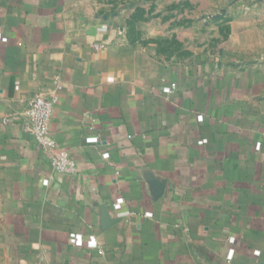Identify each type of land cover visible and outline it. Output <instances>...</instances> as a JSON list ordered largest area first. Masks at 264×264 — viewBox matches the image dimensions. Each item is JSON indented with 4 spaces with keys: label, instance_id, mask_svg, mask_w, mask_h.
<instances>
[{
    "label": "crops",
    "instance_id": "obj_1",
    "mask_svg": "<svg viewBox=\"0 0 264 264\" xmlns=\"http://www.w3.org/2000/svg\"><path fill=\"white\" fill-rule=\"evenodd\" d=\"M157 1L0 0V264H264V51L174 52ZM57 78L72 175L24 129Z\"/></svg>",
    "mask_w": 264,
    "mask_h": 264
},
{
    "label": "rangeland",
    "instance_id": "obj_2",
    "mask_svg": "<svg viewBox=\"0 0 264 264\" xmlns=\"http://www.w3.org/2000/svg\"><path fill=\"white\" fill-rule=\"evenodd\" d=\"M153 5L157 14L144 20L157 23L158 40L174 44V52L193 59L231 48L242 54L264 51L263 0H159Z\"/></svg>",
    "mask_w": 264,
    "mask_h": 264
},
{
    "label": "built area",
    "instance_id": "obj_3",
    "mask_svg": "<svg viewBox=\"0 0 264 264\" xmlns=\"http://www.w3.org/2000/svg\"><path fill=\"white\" fill-rule=\"evenodd\" d=\"M97 48L101 45L97 44ZM56 92L47 96L38 94L34 96L28 104L26 110V120L24 129L30 132L36 139L38 145L46 151L51 159V165L54 170L65 174H76L78 165L67 149L61 148L58 142L51 134V119L55 104L59 100L58 92L61 90L59 78L56 79ZM175 84L164 89L165 92H171ZM118 206H120L118 204ZM88 246L95 247L97 244L91 243Z\"/></svg>",
    "mask_w": 264,
    "mask_h": 264
}]
</instances>
